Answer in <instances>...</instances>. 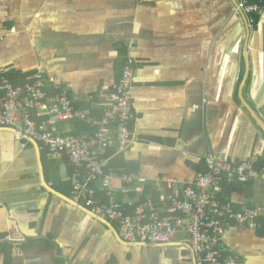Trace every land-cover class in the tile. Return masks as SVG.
I'll list each match as a JSON object with an SVG mask.
<instances>
[{"label": "crops", "instance_id": "0c3cea01", "mask_svg": "<svg viewBox=\"0 0 264 264\" xmlns=\"http://www.w3.org/2000/svg\"><path fill=\"white\" fill-rule=\"evenodd\" d=\"M249 2L259 10L240 11L239 0H0V75L40 71L77 107L103 112L100 91L132 59L135 140L112 160L148 181L112 189L124 201L147 197V185L167 193L166 179L187 184L209 154L264 162V0ZM78 122L60 128L75 133ZM22 142L0 127V264H196L185 233L166 246L125 241L60 183L67 157ZM230 190L240 208L264 204V179ZM223 248L238 264H264V229L228 224Z\"/></svg>", "mask_w": 264, "mask_h": 264}, {"label": "built area", "instance_id": "2783aa9c", "mask_svg": "<svg viewBox=\"0 0 264 264\" xmlns=\"http://www.w3.org/2000/svg\"><path fill=\"white\" fill-rule=\"evenodd\" d=\"M237 8L253 14L260 7L249 0H239ZM133 79L131 59L119 79L100 91L104 111L95 117L91 108L75 105L56 77L49 79L51 90L40 71L29 74L24 85H15L1 74L0 127L12 130L16 138L24 140L23 146L35 140L53 157H67L72 167V200L114 222L125 241L166 246L181 232L188 236L196 264H238L236 256L224 254L227 225L262 228L264 204L238 210L231 202L222 203L218 195L226 183L264 179V166H258L257 155L232 162L209 154L206 172L198 173L183 186L174 178L166 179L169 192H162L157 201L149 197L137 203L129 198L122 203L114 194L112 181L116 179L123 182L124 194L140 190L148 181L135 173L108 170L110 150L120 154L135 140L132 124L137 110L132 99ZM40 114L45 115L43 120L38 119ZM76 120L93 127V133L75 134L71 129L60 128L62 123ZM153 182L161 188L164 179L157 177Z\"/></svg>", "mask_w": 264, "mask_h": 264}, {"label": "trees", "instance_id": "16d2710c", "mask_svg": "<svg viewBox=\"0 0 264 264\" xmlns=\"http://www.w3.org/2000/svg\"><path fill=\"white\" fill-rule=\"evenodd\" d=\"M8 77L10 78V81L12 82V83H14L15 85H24V83L26 82L25 81V79L27 78L26 77V75H23V74H17V73H9V75H8ZM103 114V112H102V110H101V107H98L97 109H95L94 110V112H93V115L95 116V117H100L101 115ZM45 117H43L42 119H40V120H43ZM78 131L77 132H75V134H80V133H82V132H84V133H86V132H90V133H93V131H94V128L93 127H91L90 125H88L87 123H85L84 121H79L78 123ZM47 149V148H46ZM48 150V149H47ZM48 153V152H47ZM115 150H113V149H111L110 150V155L112 156V157H114V155H115ZM66 159V158H65ZM122 158H120V157H116V158H114L113 160H112V158H111V160H110V162H109V166H108V170H110V171H116V172H118V173H125V172H127V173H130L131 172V170H132V168H130L129 166V164L127 163V162H122V160H121ZM260 159V158H259ZM44 160H45V158H44ZM46 160H47V158H46ZM48 161H50V163H52V160H49L48 159ZM67 162V161H66ZM258 166L259 167H263L264 166V162H262V161H260L259 163H258ZM56 170L58 169V166H56V168H55ZM71 169L72 168H69V173L71 172ZM207 171V167H206V169L205 170H203L202 171V173H204V172H206ZM62 185H65L69 190H67V193L68 194H70L71 193V188H72V184H71V181H66V182H64V183H62V182H60ZM94 185H96V184H94ZM235 185V182H233V183H226V184H224L223 185V190H222V192L218 195V198L220 199V201L222 202V203H227V202H231L232 204H233V206L236 208V209H242V208H240L239 206H237L230 198H229V192L231 191L230 189H231V187H233ZM151 185H147L146 186V190H145V193H148L147 194V197H146V194H145V196L143 197L142 196V198L139 200V201H137V203H139V202H144V201H146L149 197H152L154 200H159V197H160V195L162 194V193H160L157 189H154L152 186L150 187ZM225 190H228V192H226ZM71 196V195H70ZM132 199L135 197L134 195H131L130 196ZM117 198H119L118 199V201L119 202H124V199H123V197H120V195L119 196H117ZM250 207V206H249ZM252 207V206H251ZM260 229H264V225H263V227L262 228H260Z\"/></svg>", "mask_w": 264, "mask_h": 264}, {"label": "water", "instance_id": "95a60500", "mask_svg": "<svg viewBox=\"0 0 264 264\" xmlns=\"http://www.w3.org/2000/svg\"><path fill=\"white\" fill-rule=\"evenodd\" d=\"M66 174V165L62 166V175ZM84 207V206H83ZM86 208V207H85Z\"/></svg>", "mask_w": 264, "mask_h": 264}]
</instances>
